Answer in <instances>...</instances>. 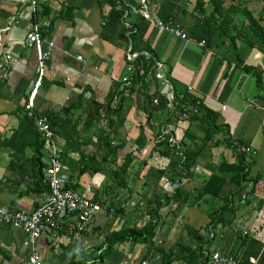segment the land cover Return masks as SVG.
<instances>
[{"label":"crops","instance_id":"0c3cea01","mask_svg":"<svg viewBox=\"0 0 264 264\" xmlns=\"http://www.w3.org/2000/svg\"><path fill=\"white\" fill-rule=\"evenodd\" d=\"M111 1L40 5L42 18L50 21L44 38L53 49L34 111L50 121L68 187L100 207L77 238L64 230L44 231L37 242L41 263L164 264L163 252L170 264H193L199 253L239 254L243 262L253 257L264 264L263 51L242 40L217 37L205 45L188 37L197 18L195 0H175V24L158 18L159 0H146L151 14L187 39L130 12L139 0L116 2L124 10L121 19ZM220 1L240 22L250 18L264 26V0ZM30 25L25 0H0V62L4 54L18 60L10 72L0 70V208L11 212H31L48 195L41 178L48 155L23 114L36 67L34 49L24 44ZM142 56L139 74L146 71L136 82L134 64ZM124 78L134 86H125ZM156 92L170 100L174 93L192 97L215 113L219 129L203 142L204 132L193 130L199 122L190 125L187 114L168 121L170 108L149 124L147 103ZM189 130L194 137L186 135ZM164 134L173 146H202L189 170L179 165L182 155L180 160L161 154L164 146L157 149V137ZM240 153L253 188L247 185L241 199L230 196L231 208L215 224L208 215L214 200L202 195V186L223 162L236 165ZM175 192L180 196L173 200ZM151 223L156 224L151 242L113 243L107 253L111 239ZM246 252L254 255L244 261ZM29 253L22 231L0 225V264H29Z\"/></svg>","mask_w":264,"mask_h":264},{"label":"trees","instance_id":"16d2710c","mask_svg":"<svg viewBox=\"0 0 264 264\" xmlns=\"http://www.w3.org/2000/svg\"><path fill=\"white\" fill-rule=\"evenodd\" d=\"M117 1L118 0L111 1V4L113 5V14L121 19L122 15L124 14V10L116 8ZM178 9V3L175 0H159V8L156 15L165 24L168 22H173V24H175L178 22ZM193 11L197 15V18L194 19V23L190 26L191 28L186 33L188 37L193 38L198 42L203 41L205 45H210L216 40L217 37L228 39L229 42L242 40L244 43L258 47L264 53V26H260L256 20L249 18L240 22L236 16L233 15V13L229 12L223 7V3L220 0H195ZM144 22L142 25L145 24ZM140 32H143L142 28H140ZM143 58V56L139 57L136 59V63L134 64L136 68H139L136 73L138 74L135 78L136 82L143 80L144 72L146 71L144 70L142 74H139L142 69L139 65V59L142 60ZM251 71L255 73L254 70ZM135 81H129L132 87L134 86ZM127 89L129 90L130 87ZM118 93L122 94L119 90ZM154 99H157V104L153 103ZM147 107V119L149 124L150 122H159L161 114L169 108L171 109L169 110L171 115L168 117V121L177 120L181 118L183 114H187L189 116L188 121L190 122V125H192L194 122H199V126L195 127L193 130L194 132L197 130L204 132L203 142L209 141L212 135L217 131V129H219L216 123L215 113L204 108L202 105H199L195 99L187 95L179 97L176 93H174L172 99L170 100L168 96L161 95L156 92L148 100ZM25 121L26 124H28V130L32 131L31 133L36 135L37 141L39 140L38 144L42 148V141L39 133L35 129L33 119L25 116ZM192 132L193 131L189 130L186 132V135H188V137H194L191 135ZM159 136L157 137V149H160L162 146H164V149H166L165 152H162L161 154L169 156L178 155L180 160L182 155L183 160L179 165L182 166L183 170H189V161L195 160V157L200 153L202 146H198L197 149H189L191 145L185 146V144L182 147L179 145L173 146L169 143V135L166 136L164 134L160 137ZM188 139L189 138L186 136L187 141ZM237 156L238 163L236 165H227L223 162L202 186V195L209 196L212 198V200H214V203L208 212L209 218L211 220H215L213 223L222 221L221 219L223 213L227 209L231 208L229 207L231 204L230 196L234 197L237 195L238 198L241 199L242 192H244L246 186L251 185L252 187L254 184V181L249 178L248 167L244 163L243 154L240 153ZM123 170H127V168ZM226 186L231 187L229 192L226 191ZM179 196L180 194L175 192L172 199L175 200ZM216 202H222V205L218 209L215 208ZM215 226L216 225L212 226V228ZM155 229L156 224L154 223H151L140 230L136 228H129V230H125L123 234L116 236L115 239H111L110 243L108 244L109 248L107 253L111 251L110 247L113 243H122L127 241L131 244H136L138 242L146 244L147 242H151V239L155 233ZM243 240L244 242H242L241 246L245 247L244 245H246L245 242L247 238L245 237ZM162 254L164 257V264H170V261H167L164 256L166 254L163 252ZM249 254L254 255V253L246 252L243 257L244 261L247 259ZM102 257L103 256H101V260ZM195 257L196 258L193 260V264H205L206 260L208 259V256H204V253H199ZM173 258L175 257L173 256Z\"/></svg>","mask_w":264,"mask_h":264},{"label":"built area","instance_id":"2783aa9c","mask_svg":"<svg viewBox=\"0 0 264 264\" xmlns=\"http://www.w3.org/2000/svg\"><path fill=\"white\" fill-rule=\"evenodd\" d=\"M46 2L47 0H25L30 9L31 25L24 44L34 49L36 67L34 83L24 104L23 113L28 118L33 119L42 146L48 155L42 176V181L48 188V195L46 200L31 212H11L0 208V225L20 230L27 236L30 246L29 264H42L37 251V242L44 231L64 230L69 237L77 238L86 232L100 210L98 204L68 187V176L63 171L61 164L62 150L54 142L55 133L50 121L46 116L37 115L34 111V100L45 78L47 64L53 49V44L46 41L43 34L50 28V21L42 18L40 12V5ZM129 11L139 15L158 30H164L182 39H187L185 34L172 26L164 25L155 15L151 14L149 3L146 0H139L137 6L130 8ZM78 60H81V58H78ZM17 61L10 54H4L0 62V70L4 71L5 74L10 72ZM122 83L125 86L129 85L127 78L122 79ZM153 103L157 104V99H154ZM182 118H187V116L182 115ZM169 143L171 145L174 143L171 138ZM247 234V231L243 232V236ZM205 264H256V259L249 257L246 262H243L239 254L227 256L213 253L208 256Z\"/></svg>","mask_w":264,"mask_h":264}]
</instances>
